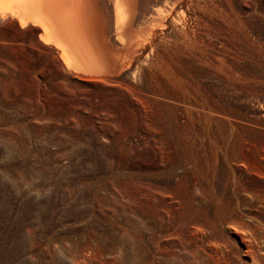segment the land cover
Instances as JSON below:
<instances>
[{
  "label": "rangeland",
  "instance_id": "rangeland-1",
  "mask_svg": "<svg viewBox=\"0 0 264 264\" xmlns=\"http://www.w3.org/2000/svg\"><path fill=\"white\" fill-rule=\"evenodd\" d=\"M200 31L141 102L75 100L0 26V264H264V0Z\"/></svg>",
  "mask_w": 264,
  "mask_h": 264
},
{
  "label": "bare ground",
  "instance_id": "bare-ground-1",
  "mask_svg": "<svg viewBox=\"0 0 264 264\" xmlns=\"http://www.w3.org/2000/svg\"><path fill=\"white\" fill-rule=\"evenodd\" d=\"M213 12L214 0H0V26L54 63L75 100L84 87L142 102L169 82L170 63L200 59L202 15Z\"/></svg>",
  "mask_w": 264,
  "mask_h": 264
}]
</instances>
